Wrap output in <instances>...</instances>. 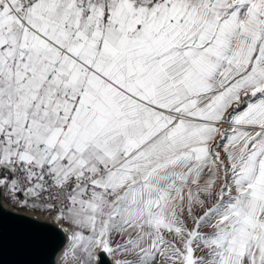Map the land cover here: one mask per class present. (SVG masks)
<instances>
[{"label": "snow or ice", "instance_id": "snow-or-ice-1", "mask_svg": "<svg viewBox=\"0 0 264 264\" xmlns=\"http://www.w3.org/2000/svg\"><path fill=\"white\" fill-rule=\"evenodd\" d=\"M47 241L264 264V0H0V262Z\"/></svg>", "mask_w": 264, "mask_h": 264}, {"label": "water", "instance_id": "water-1", "mask_svg": "<svg viewBox=\"0 0 264 264\" xmlns=\"http://www.w3.org/2000/svg\"><path fill=\"white\" fill-rule=\"evenodd\" d=\"M58 241H47L38 250L30 254H20L11 246L5 249L4 259L0 264H15L19 260L34 261L36 264H46L51 253L56 248Z\"/></svg>", "mask_w": 264, "mask_h": 264}, {"label": "bare ground", "instance_id": "bare-ground-1", "mask_svg": "<svg viewBox=\"0 0 264 264\" xmlns=\"http://www.w3.org/2000/svg\"><path fill=\"white\" fill-rule=\"evenodd\" d=\"M57 256H58V250H56L55 248L54 251L49 256L48 260L46 261V264H49V261H51V264H56Z\"/></svg>", "mask_w": 264, "mask_h": 264}]
</instances>
